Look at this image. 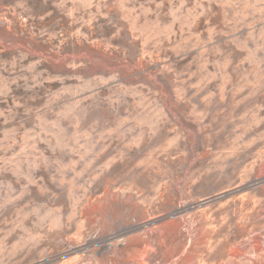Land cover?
Wrapping results in <instances>:
<instances>
[{
    "label": "rangeland",
    "instance_id": "obj_1",
    "mask_svg": "<svg viewBox=\"0 0 264 264\" xmlns=\"http://www.w3.org/2000/svg\"><path fill=\"white\" fill-rule=\"evenodd\" d=\"M0 264H264V0H0Z\"/></svg>",
    "mask_w": 264,
    "mask_h": 264
}]
</instances>
